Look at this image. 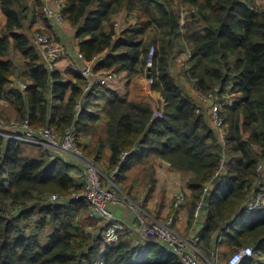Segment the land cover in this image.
I'll list each match as a JSON object with an SVG mask.
<instances>
[{
	"label": "trees",
	"instance_id": "1",
	"mask_svg": "<svg viewBox=\"0 0 264 264\" xmlns=\"http://www.w3.org/2000/svg\"><path fill=\"white\" fill-rule=\"evenodd\" d=\"M64 1L63 15L95 73L126 72L129 79L143 75L154 48L150 88L163 98L162 118L145 103L100 83L87 92L88 79L72 68L68 78L52 72L27 32L28 19L49 25L40 0L31 5L0 0L6 17L0 35V100L7 105L0 115L9 110V118L53 126L60 134L74 127L77 145L86 156L105 162L109 175L120 154L130 151L115 181L141 203L154 190L157 159L192 173L189 229L204 185L212 180L204 201L206 218L197 232L203 252L210 255L218 247L227 263L239 248L254 246L253 256L242 264H264V206L245 212L264 162V5L258 0ZM122 11L136 21L118 33L114 16ZM182 11H187L184 24ZM185 51L190 57L181 66L176 59ZM174 64L180 67L177 73ZM12 78L28 87L11 88ZM187 84L200 94L232 84L241 94L224 107L225 148ZM224 152L225 168L214 177ZM74 168L69 158L50 159L40 145L0 137V264H96L106 245L107 224L93 217L85 197H73L84 189L72 176ZM53 193L69 201L51 202ZM117 234V241L104 249L105 264H183L159 241H136L128 229Z\"/></svg>",
	"mask_w": 264,
	"mask_h": 264
},
{
	"label": "built area",
	"instance_id": "2",
	"mask_svg": "<svg viewBox=\"0 0 264 264\" xmlns=\"http://www.w3.org/2000/svg\"><path fill=\"white\" fill-rule=\"evenodd\" d=\"M56 4V7L44 5L42 11L47 19L61 24L66 20L63 15L66 4L64 0H56ZM186 16L187 11H182L181 24H184ZM33 42L39 50L42 62L45 63L52 72L55 71L56 64L67 55L66 45L57 40L56 37L49 32L37 33ZM153 55L154 48H151L145 70L146 80L150 85L153 83V80L152 77L148 78L147 74L152 71ZM77 56L84 62L81 68V74L88 79L85 90L88 91L94 83H102L98 78V74L93 71V62L87 61L80 51L77 52ZM189 57L190 51L182 53L181 58L178 59L179 65H184ZM15 84H18L22 89L28 87L27 84L20 80L16 83H11L10 87L13 88ZM190 91L194 97V102L198 106V111L203 110L205 112L209 124L216 132L219 142L223 148H225L227 144V126L223 118L224 107L233 104L241 97V94L233 90L232 84L224 91L217 89L208 94H200L193 88H191ZM203 106H205L204 109L202 108ZM76 107L79 112L81 109V101L77 102ZM155 115L159 118L163 116L162 111H156ZM0 137L6 141L27 142L40 145L47 150L50 159L57 157L70 158L73 160L71 164L75 165L77 169H82L85 190L81 194H74L73 197L75 199L81 196L85 197L90 203L93 217L107 224L103 231V235L106 238V245L103 247L101 256L96 264H105L103 258L104 249L106 246H110L117 241V233L119 230L128 229L127 226L115 216L111 208L113 204L126 205L135 212L138 227L134 230L128 229L130 236L140 242L145 240L161 242L170 249L183 264H242L254 254V246H244L236 250L227 263L221 262L218 247L213 248L210 255L207 256L204 254L199 234L184 238L178 233L174 227L177 220V213H172L165 219H157L151 217L145 208L133 203L131 199L129 202L120 200L119 198L117 199L116 196L119 188L115 181L116 174L126 162L130 151H124L120 154L119 163L111 170L109 175L106 173L103 174L104 172L102 173L100 166L94 160L86 158L83 155L82 150L77 145V130L74 127L67 129L64 134H60L53 126L34 127L31 125L29 119L18 120L16 118H7L0 115ZM226 157L224 152V159L214 177H217L225 168ZM258 170L261 177L254 182L249 198L245 203L246 213L258 212L264 206V162L258 165ZM211 186L212 180L204 185L202 198L197 203L194 211L196 219H202L205 214L204 201ZM49 199L51 202L55 203H67L69 201L57 193L51 194ZM186 199L187 197L184 193H180L176 196L174 206L177 210L186 203ZM149 218H151V221H149ZM221 239L222 238L219 240Z\"/></svg>",
	"mask_w": 264,
	"mask_h": 264
},
{
	"label": "crops",
	"instance_id": "3",
	"mask_svg": "<svg viewBox=\"0 0 264 264\" xmlns=\"http://www.w3.org/2000/svg\"><path fill=\"white\" fill-rule=\"evenodd\" d=\"M42 8L44 5H50L51 7H56V0H40ZM28 3L31 5L33 0H28ZM260 3L263 4L264 0H260ZM43 13V11H42ZM44 14V13H43ZM32 14H30L31 18ZM45 16V15H44ZM47 19V18H46ZM120 20L118 23L116 20ZM27 20V32H29L33 40L36 37V34L39 32H49L54 35L57 40L61 41L66 45L67 55L64 59L59 61L56 64L57 71L63 74V77L66 76V71L69 68H72L81 73V68L84 65V62L80 60L77 56L79 51L78 41L74 37V28L72 25L65 20L61 24L50 21L47 26L45 23L40 22V20L32 23ZM116 22V30L120 33L129 25L133 24L136 21V18L133 14L128 13L127 11H122L121 13L114 16ZM6 23V17L0 8V35L2 34V28ZM181 58V54L177 56L176 61ZM98 78L102 81L100 84L114 90L120 96L126 97L129 100H134L137 102L145 103L150 109H162L164 106L163 98L160 93L152 90L147 83L146 76L140 75L135 78L129 79L127 73L123 72L119 75H114L108 72L97 73ZM16 79L12 78L11 83H16ZM88 92V91H87ZM82 106V104H81ZM78 115L80 112L77 113ZM77 115V117H78ZM102 119L105 117L102 115ZM70 162L73 161L70 159ZM75 166V165H74ZM154 171L156 177V183L154 190L151 193L150 197L143 204L147 206V209L152 213H156V216L159 219H165L168 215L172 213H177V220L174 224L176 230L183 231L184 233L189 232V234L195 235L200 230L202 224L205 221L206 213L202 219H196L193 227L188 228V208L187 200L191 195V189L188 185L189 179L192 177V173H183L171 168L168 162L157 159L154 163ZM73 176L76 179L83 177L82 169L74 168L72 170ZM162 176H164L162 178ZM139 186H136L138 188ZM180 193L186 194V203L180 207L179 210L174 206L176 196ZM174 195V196H173ZM111 208L115 216L121 220L128 229H136L138 224L136 222V214L129 207L123 206L120 204H113ZM157 218V217H156Z\"/></svg>",
	"mask_w": 264,
	"mask_h": 264
},
{
	"label": "rangeland",
	"instance_id": "4",
	"mask_svg": "<svg viewBox=\"0 0 264 264\" xmlns=\"http://www.w3.org/2000/svg\"><path fill=\"white\" fill-rule=\"evenodd\" d=\"M258 3L260 4V5H264V3L263 4H261L260 3V0H258ZM118 23L120 22V20H116ZM173 69H174V72H179L178 70H180V67H178V65H176V64H174L173 65ZM144 76H145V74H143ZM148 83V82H147ZM149 84V83H148ZM149 86H151L150 84H149ZM187 86H188V89L189 90H191V88H192V86L191 85H188L187 84ZM6 101H2V100H0V110H2L3 108H6L7 107V105H6V103H5ZM203 109L205 108V106H203L202 107ZM4 110V109H3ZM7 110V109H6ZM5 110V111H6ZM162 109H154V111L156 112V111H158V112H160ZM4 111V112H5ZM9 112V110H7V114L8 115H10V113H8ZM7 114H5L4 116L5 117H7V118H9L8 117V115ZM224 118V117H223ZM83 152V151H82ZM83 155L86 157V158H89V159H92V160H94L93 158H90V157H88V156H86L85 155V153L83 152ZM95 161V160H94ZM99 166H100V169H101V171H102V173L103 174H105L106 173V170H105V168H106V166H107V164L105 163V162H97V161H95ZM73 176V175H72ZM74 177V176H73ZM164 176H162V178H163ZM75 180L76 181H79L80 183H82L83 185H84V189H83V191H82V193L84 192V190H85V182H84V176L83 177H81V178H79V179H76L75 178ZM116 185H117V187L119 188V191H118V193H117V196H116V198L118 199H120V200H125V201H127V202H129V200L131 199L132 200V202L133 203H135V204H137L138 206H142L143 208H145L147 211H148V213H149V215L151 216V217H157V219H159V217L158 216H156V213H152L150 210H148L147 209V206L146 205H143V203H141V202H138V201H135V200H133L130 196H128L125 192H124V190L120 187V185L119 184H117L116 183ZM81 194V193H80ZM126 196H125V195ZM174 196V195H173ZM130 200V201H131ZM188 201V200H187ZM126 206V205H125ZM161 219V218H160ZM149 221H151V218H149ZM178 231V233L179 234H181V236L182 237H184V238H187V237H189V236H191L190 234H189V232H187V233H184L183 231H179V230H177ZM205 254V253H204ZM206 255V254H205ZM208 256V255H207ZM220 261L221 262H224V260L220 257Z\"/></svg>",
	"mask_w": 264,
	"mask_h": 264
},
{
	"label": "water",
	"instance_id": "5",
	"mask_svg": "<svg viewBox=\"0 0 264 264\" xmlns=\"http://www.w3.org/2000/svg\"><path fill=\"white\" fill-rule=\"evenodd\" d=\"M147 76H148V78H150V77L152 76V72H149V73L147 74Z\"/></svg>",
	"mask_w": 264,
	"mask_h": 264
}]
</instances>
